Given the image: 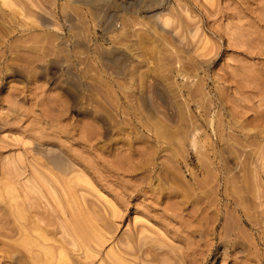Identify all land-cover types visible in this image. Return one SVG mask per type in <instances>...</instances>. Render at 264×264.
Here are the masks:
<instances>
[{
    "label": "rangeland",
    "instance_id": "obj_1",
    "mask_svg": "<svg viewBox=\"0 0 264 264\" xmlns=\"http://www.w3.org/2000/svg\"><path fill=\"white\" fill-rule=\"evenodd\" d=\"M0 264H264V0H0Z\"/></svg>",
    "mask_w": 264,
    "mask_h": 264
}]
</instances>
